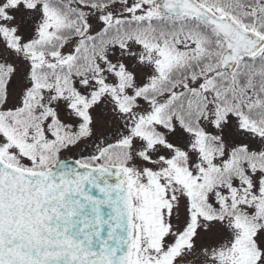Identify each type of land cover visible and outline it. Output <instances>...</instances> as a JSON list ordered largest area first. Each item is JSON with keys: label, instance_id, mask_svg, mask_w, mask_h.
<instances>
[{"label": "snow or ice", "instance_id": "obj_1", "mask_svg": "<svg viewBox=\"0 0 264 264\" xmlns=\"http://www.w3.org/2000/svg\"><path fill=\"white\" fill-rule=\"evenodd\" d=\"M0 264H264V0H0Z\"/></svg>", "mask_w": 264, "mask_h": 264}]
</instances>
